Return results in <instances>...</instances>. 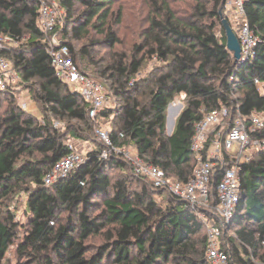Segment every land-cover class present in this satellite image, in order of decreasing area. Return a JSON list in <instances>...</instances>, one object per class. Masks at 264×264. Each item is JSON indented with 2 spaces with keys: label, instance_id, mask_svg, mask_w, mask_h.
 Segmentation results:
<instances>
[{
  "label": "trees",
  "instance_id": "16d2710c",
  "mask_svg": "<svg viewBox=\"0 0 264 264\" xmlns=\"http://www.w3.org/2000/svg\"><path fill=\"white\" fill-rule=\"evenodd\" d=\"M51 1L61 12L55 28L59 41L69 47L82 73L91 77L79 60L108 83L117 108L105 109L93 120L84 98L57 77L39 25V0H0V36L14 41L0 49V57L32 92L43 119L24 110L16 93L0 91V264L20 231L15 215L4 210L16 190L26 193L31 215L17 245L18 264H211L207 233L200 234L205 224L196 212L136 176L122 156L102 159L104 145L96 130L102 121L110 122L116 146L132 147L171 179L187 182L195 168L192 137L207 113L227 107L231 121L239 113L264 115V89L255 84L256 79L264 83V0L245 2V19L260 42L255 57L241 67L226 50L219 10L225 2V11L228 0H147L142 42L130 57L115 54L108 63L96 61L92 52L120 43L116 27L123 23V8H114L120 0ZM91 31L102 38H91ZM89 37L90 45L77 50L74 42ZM152 61L156 64L148 76L132 82ZM182 96L187 105L168 135V108ZM4 100L7 108L1 113ZM257 136L264 138V129ZM72 139L95 146L84 164L47 185L46 175L71 152ZM221 176L218 167L214 206ZM241 192L222 248L229 264H264V152L243 165ZM156 194H166L165 205ZM99 199L104 208L95 215ZM97 236L103 242L92 245Z\"/></svg>",
  "mask_w": 264,
  "mask_h": 264
},
{
  "label": "built area",
  "instance_id": "2783aa9c",
  "mask_svg": "<svg viewBox=\"0 0 264 264\" xmlns=\"http://www.w3.org/2000/svg\"><path fill=\"white\" fill-rule=\"evenodd\" d=\"M245 2L246 0H228L230 10L227 15L240 41L243 60L248 62L255 57L260 40L245 19ZM39 3V25L44 31L47 51L57 77L84 98L90 106V117L93 120H97L105 109H116V99L106 81L82 73L75 64L69 47L59 41L55 28L61 12L56 3L51 0H39ZM13 43L11 39L0 36V49H6ZM21 83L12 64L5 57H0V91L18 93L17 86ZM255 84L264 89V83L260 79H256ZM21 106L29 111L28 102ZM229 116L228 108L223 107L207 113L196 124L191 145L195 168L193 176L187 182L171 179L162 168L144 160L134 149L116 146L110 132L96 130L97 137L104 145L102 159L122 156L130 163L136 176L149 180L155 189L165 190L185 201L196 212L207 228V259L211 264L230 263L228 254L222 248V237L241 201L243 165L251 162L256 153L264 152V138L257 136L264 129V115L254 113L243 116L239 113L233 121L229 120ZM68 144L71 152L46 175L47 185L68 176L87 161V154L78 151L74 142L70 140ZM225 153L231 159L229 164H226ZM218 167L221 168L222 176L216 186L217 212L206 215V210L213 209L212 187ZM203 209L205 212H201Z\"/></svg>",
  "mask_w": 264,
  "mask_h": 264
},
{
  "label": "rangeland",
  "instance_id": "374dc122",
  "mask_svg": "<svg viewBox=\"0 0 264 264\" xmlns=\"http://www.w3.org/2000/svg\"><path fill=\"white\" fill-rule=\"evenodd\" d=\"M147 0H120L119 3L114 7L115 10L118 9L119 6L123 8V23L120 26L116 27V31L120 37V43L114 49H107L102 46L95 47L92 55L95 60H104L105 63L111 62V59L115 56V54H125L126 56L130 57L133 52V47L135 44L142 42V33L147 28V17H148V5L146 4ZM230 10V6L227 4L226 9L224 11L225 16L228 18V11ZM228 20H230L228 18ZM230 22V21H229ZM233 28V26H232ZM220 33V30H219ZM220 35V34H219ZM91 38L95 40H100L102 36L98 34L96 31H91ZM75 47L77 50L81 49L83 46L90 45V37L87 39H83L81 41L74 42ZM80 66L88 72L91 77L93 78H100L96 75V71L90 67L85 60H79ZM155 62H147L144 66L141 74L135 78L132 82H139L145 77L148 76L149 72L152 69V66H155ZM107 83V82H106ZM108 85V83H107ZM109 86V85H108ZM19 88L18 93H16V101L22 105L24 102L29 103V112L37 114L42 119V113L39 109L38 105L34 102L32 98V92H30L22 83L17 86ZM6 99V98H5ZM187 105V101L185 96L181 98H177L173 104H170L167 112V134H172L176 127V122L182 111H184ZM7 108V102L4 100V104L1 108V113L5 111ZM55 126L57 128L63 129L64 124L56 122ZM98 129H102L104 131L110 132L111 130V123L102 121L98 125ZM76 144V148L78 151L87 154L90 150H92L95 146L93 142L90 144H85L84 142L77 141L75 139L71 140ZM132 149V147H129ZM112 174H116L113 172ZM138 185L133 184L132 190H137ZM156 201L161 204H166V194H156L155 196ZM99 206L95 208V215L100 213V210L104 208L102 205V200H97ZM213 209L206 210V215L211 213H216L217 206H214L212 203ZM9 210L12 214L15 215V222L20 225V231L15 244L11 247L9 253L6 256V261L4 264H18L20 261L17 256V245L19 241L23 238V235L29 228L30 218L31 215L27 210V195L24 191L16 190L5 203V209ZM201 212H205V209L201 210ZM62 216H65L63 214ZM200 220V217H198ZM201 221V220H200ZM202 222V221H201ZM205 224V223H203ZM207 233V228L205 225V229L201 231V235L205 236ZM229 234V233H228ZM103 242L101 236H97L93 240H91V244L98 246ZM21 262V261H20Z\"/></svg>",
  "mask_w": 264,
  "mask_h": 264
},
{
  "label": "water",
  "instance_id": "95a60500",
  "mask_svg": "<svg viewBox=\"0 0 264 264\" xmlns=\"http://www.w3.org/2000/svg\"><path fill=\"white\" fill-rule=\"evenodd\" d=\"M224 5L225 2H223V4L221 5L219 12L221 16L222 26L226 32V50L232 55L235 63L238 64V67H241L247 62V60H243V52L240 41L234 29L232 28L228 18L223 12Z\"/></svg>",
  "mask_w": 264,
  "mask_h": 264
}]
</instances>
